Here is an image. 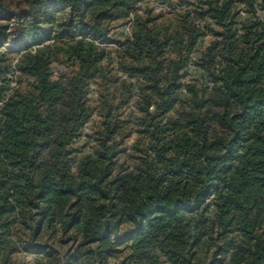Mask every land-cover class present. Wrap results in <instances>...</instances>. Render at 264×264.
Returning a JSON list of instances; mask_svg holds the SVG:
<instances>
[{
	"label": "trees",
	"instance_id": "16d2710c",
	"mask_svg": "<svg viewBox=\"0 0 264 264\" xmlns=\"http://www.w3.org/2000/svg\"><path fill=\"white\" fill-rule=\"evenodd\" d=\"M0 80V264H264V0H0Z\"/></svg>",
	"mask_w": 264,
	"mask_h": 264
},
{
	"label": "rangeland",
	"instance_id": "374dc122",
	"mask_svg": "<svg viewBox=\"0 0 264 264\" xmlns=\"http://www.w3.org/2000/svg\"><path fill=\"white\" fill-rule=\"evenodd\" d=\"M155 5L158 8V5L157 4H155ZM127 30H128V28H124V29H121V32H123V31L125 32ZM208 43H209L208 38L203 39L198 45L199 51L204 50L205 47L208 45ZM13 45H14L13 42H10L6 48H11ZM195 57H196V54H195ZM191 69H193L192 71H193V74L195 76L199 75V71L195 70L193 68V66H191ZM12 71H13V69H12ZM12 75H13V72H10L9 74H7V77H11ZM2 85H4V83H3V81L0 80V86H2ZM21 256H22V258H24L26 256V258L24 260L27 261L29 264H37L36 257L32 256L31 254L29 255V254L23 253Z\"/></svg>",
	"mask_w": 264,
	"mask_h": 264
}]
</instances>
